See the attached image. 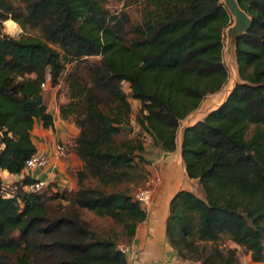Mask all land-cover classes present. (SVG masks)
<instances>
[{
  "label": "trees",
  "instance_id": "16d2710c",
  "mask_svg": "<svg viewBox=\"0 0 264 264\" xmlns=\"http://www.w3.org/2000/svg\"><path fill=\"white\" fill-rule=\"evenodd\" d=\"M237 2L251 18L235 43L240 81L220 107L180 130L185 172L200 195L178 190L165 225L177 255L198 253L200 264H240L238 247L264 263V156L232 131L264 124V0ZM9 18L38 36L3 33ZM231 23L222 0H125L115 13L106 0H0V169L23 172L36 153L35 121L53 126L43 91L61 80L70 99L59 115L79 129L69 149L82 161L75 189L46 184L20 201L0 193V264H126L118 247L146 217L134 197L148 177L144 140L173 152L181 121L227 83ZM131 121L137 132L118 142ZM129 183L135 190L121 187ZM84 210L121 232L97 231ZM223 237L234 246L200 252Z\"/></svg>",
  "mask_w": 264,
  "mask_h": 264
},
{
  "label": "crops",
  "instance_id": "0c3cea01",
  "mask_svg": "<svg viewBox=\"0 0 264 264\" xmlns=\"http://www.w3.org/2000/svg\"><path fill=\"white\" fill-rule=\"evenodd\" d=\"M55 98L56 94L53 95V99ZM53 99L51 100L52 102ZM45 103L47 110L52 114L53 126L44 127L41 121L36 120L31 131V139L37 153L49 155V163L44 168L29 171V175L34 179L45 181L47 185L52 184L58 188L67 187L68 189H75L77 188L75 172L82 166V161L69 147L72 145L73 139L78 135L79 129L71 118H61L56 101L55 104ZM207 103L214 102L203 100L199 108ZM138 104V101H132L134 109L138 107ZM132 123L135 126L134 130H137L138 125L133 121ZM177 137L176 148L173 152H163L152 144L158 157L152 163L159 162V165H161L160 170H158L159 168L156 169L161 175V182L158 185H154L150 201L144 207L146 211L145 219L137 224L135 234L130 242L128 244H121L127 245L129 249L125 254L126 264L184 263L169 244L166 237L165 225L169 213V203L173 195L183 188L192 190V185L197 181L188 178L185 172L180 154L181 133L179 135L177 133ZM58 143L65 145L66 154L63 157L54 155V149ZM147 152V149L144 148V156ZM23 177L24 172L11 174L6 170L0 169V182H18L22 181Z\"/></svg>",
  "mask_w": 264,
  "mask_h": 264
},
{
  "label": "rangeland",
  "instance_id": "374dc122",
  "mask_svg": "<svg viewBox=\"0 0 264 264\" xmlns=\"http://www.w3.org/2000/svg\"><path fill=\"white\" fill-rule=\"evenodd\" d=\"M124 1L125 0H106V7L112 13L118 12L123 8ZM137 9H138L137 6H131L129 11L131 12V14L133 16H135V15H137V12H136ZM9 20L14 22L12 19L9 18L2 23V28H1L2 32L5 34H8V35H9V32L13 31V26L8 23ZM232 23H233V17H232ZM232 23L229 26H231ZM14 24H18V23L14 22ZM19 27H20L21 31L15 32L14 35H9V36H12L15 38H19L20 36H23V35L38 36V32L36 30L30 29V28H22L20 25H19ZM227 28L224 30L225 47H224V52H223V60L226 64L227 70H228L227 83L217 93L207 95L206 98L204 99L205 101H212V102H214V104L218 103L223 98L225 90L227 89L229 83L232 81V79H231L232 75H231V71H230L229 64H228V55L226 54V51H225L226 41H227V35H226ZM93 58L97 59L98 57H93ZM123 88L126 91L128 90V87L125 84L123 85ZM43 92H44L45 102H47L49 104H55V101H56L57 107L59 105L67 104L69 102V99H70L69 98L70 91H69L68 85L62 80L55 87H53V88L47 87V89H45ZM54 94H56L55 99H53ZM52 99H53V102L51 101ZM199 113H201L202 115ZM207 113H206V111H202L201 108H197L195 111H193L190 115H188L185 119H183L181 121L180 128L178 130V135L180 134V130L184 126L203 118ZM134 127L135 126L131 121L130 124L128 126H126L127 130H123L117 136V141L118 142L124 141L125 137H127V136L130 137L133 135L134 132H137L138 129L134 130ZM232 131L243 142H254V145H255L257 152H259V154L264 156V124H262V123H250V122L245 121V122H242L238 125H235L232 128ZM177 139H179V138L177 137ZM152 144H153L152 140L150 138L146 137L144 140V148H146L148 152H147V154H145V157L147 159V164L145 165V167H146V170L148 172L147 178L152 179L155 177V175L159 176L160 180L158 181V183L155 184V185H158L161 182V175L156 171V169L159 168L158 170H160L161 165H159V162H156L157 164L152 163L153 160L158 158L156 156V154H157L156 150L153 149ZM160 161H162V160H160ZM89 183H90V185H95L96 181L91 180V181H89ZM126 185L129 186L132 190H135V184H130V183L129 184H123L121 187H125ZM192 188H193L192 190L196 194L200 195V188L198 187L197 182H194V184L192 185ZM143 207H145V206L143 205ZM84 217L90 221V223L94 229H96L97 231H99L101 233L111 234L114 232L115 233L121 232V227L117 224H114L113 221L107 217L95 216L93 213H91L87 210H84ZM215 246L216 247L220 246L223 250L227 247H233L234 245L230 241H228V239L226 237H223L217 243H211V242L201 243L200 244V247H201L200 252H203V253L206 252L205 254H209L213 251ZM237 257L239 259L240 264H264V263H254L253 261H251L249 255L245 252V250L242 247H238ZM187 258L188 259L182 260L184 262L183 264H200V262H199L200 260H198V259H200V255L198 253L188 254Z\"/></svg>",
  "mask_w": 264,
  "mask_h": 264
},
{
  "label": "built area",
  "instance_id": "2783aa9c",
  "mask_svg": "<svg viewBox=\"0 0 264 264\" xmlns=\"http://www.w3.org/2000/svg\"><path fill=\"white\" fill-rule=\"evenodd\" d=\"M45 86V84H42L43 88ZM65 154V145L62 143H58L55 146L54 155L57 157H63L65 156ZM48 163L49 155H47L46 153H34L25 161L23 169L24 176H30L29 171L38 168H44L48 165ZM159 180L160 178L158 175H155V177L152 179L147 178L144 184L140 186L135 192V199L144 206L148 205L153 191V187L156 183H158ZM46 184L47 183L41 179H36L34 182L28 184H20L19 181L10 183L0 182V193L5 198L17 199L18 201H20L21 193L40 191L43 187L46 186ZM118 248L124 255L129 251L127 245H119Z\"/></svg>",
  "mask_w": 264,
  "mask_h": 264
},
{
  "label": "water",
  "instance_id": "95a60500",
  "mask_svg": "<svg viewBox=\"0 0 264 264\" xmlns=\"http://www.w3.org/2000/svg\"><path fill=\"white\" fill-rule=\"evenodd\" d=\"M223 3L228 9L230 15L233 17L232 25L227 28V41L225 49L226 54L228 55V64L232 75V81L229 83L227 89L225 90L223 98L218 103H207L201 107V110L206 112H210L220 107L224 103L228 95L232 92L236 83L239 82L236 64L235 43L236 39L244 32H246L251 25L250 16L239 6L237 0H223Z\"/></svg>",
  "mask_w": 264,
  "mask_h": 264
},
{
  "label": "clouds",
  "instance_id": "9594fccd",
  "mask_svg": "<svg viewBox=\"0 0 264 264\" xmlns=\"http://www.w3.org/2000/svg\"><path fill=\"white\" fill-rule=\"evenodd\" d=\"M8 23L13 26V31L9 32V35H14L15 32L21 31L18 24H14V22H12L11 20H9Z\"/></svg>",
  "mask_w": 264,
  "mask_h": 264
}]
</instances>
